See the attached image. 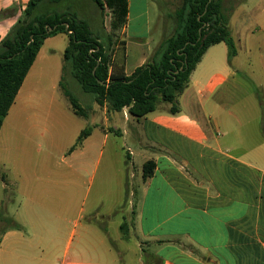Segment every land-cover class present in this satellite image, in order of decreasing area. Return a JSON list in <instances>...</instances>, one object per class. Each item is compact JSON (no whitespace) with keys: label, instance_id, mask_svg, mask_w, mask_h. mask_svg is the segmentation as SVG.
Listing matches in <instances>:
<instances>
[{"label":"crops","instance_id":"1","mask_svg":"<svg viewBox=\"0 0 264 264\" xmlns=\"http://www.w3.org/2000/svg\"><path fill=\"white\" fill-rule=\"evenodd\" d=\"M29 1L0 0V40ZM80 1L54 8L70 7L94 33L102 28L118 34L109 44L120 73L130 76L154 58L164 28L157 3L166 0H127L123 24L109 13L100 27L95 8L82 10ZM245 2L229 22L237 55L229 62L227 45L208 48L179 97L178 113L167 106L138 119L126 108L108 117L104 103L105 114L99 118L93 108L89 117L100 121L74 150L83 130L62 99L60 81L74 87L77 80L65 77L64 59L51 56L64 43L59 38L68 36L45 40L0 141L9 139L13 151V130L25 128L26 136H41L55 149L27 155L15 176L0 171V214L6 211L9 223L0 229V264H264V121L250 125L216 104L230 78L264 80V6ZM49 101L55 104L43 106ZM13 111L19 121L9 124ZM32 116L46 122L31 124ZM114 126L117 132L110 130ZM149 161L154 173L144 179Z\"/></svg>","mask_w":264,"mask_h":264},{"label":"trees","instance_id":"2","mask_svg":"<svg viewBox=\"0 0 264 264\" xmlns=\"http://www.w3.org/2000/svg\"><path fill=\"white\" fill-rule=\"evenodd\" d=\"M64 0H30L22 16L0 40V130L17 94L45 40L59 34L68 36L64 61L72 62V74L82 90L94 94L98 105L107 103L109 111L128 108L131 116L142 118L157 110L163 101L171 104L170 112H179L177 101L187 88L190 76L213 45L228 47L229 62L237 55L229 22L237 3L227 0H181L175 11L176 28L155 52L154 58L138 67L130 76L111 71L112 54L89 24L70 9L56 10ZM100 9L108 8L115 20L123 24L127 0H92ZM63 94L74 114L89 116L78 98L60 81ZM91 128L83 130L72 150L82 145ZM155 164H144L143 178L153 176ZM11 227L21 226L12 221ZM126 224L122 225L123 232Z\"/></svg>","mask_w":264,"mask_h":264},{"label":"rangeland","instance_id":"3","mask_svg":"<svg viewBox=\"0 0 264 264\" xmlns=\"http://www.w3.org/2000/svg\"><path fill=\"white\" fill-rule=\"evenodd\" d=\"M88 1V2H86ZM227 1H233L234 3L239 2L240 0H227ZM62 3V2H61ZM88 3V4H86ZM182 1L181 0H166L162 3H157L158 7L160 9V12L163 15V20H164V28L163 32H161V35L159 37V41H164L166 38L170 37L176 28V18L174 16L175 11L181 6ZM248 4V6H256V7H263L264 6V0H246L245 2ZM137 2L135 4V8H137ZM79 5L82 6V10L85 7L89 11L91 7L95 8V12L97 15H100L97 17L99 21L101 20V23L97 21V26L100 27L102 24L105 25V21L107 20V16L109 13H112L108 8L100 9L92 0H83L82 2H79ZM141 4H139L140 7ZM239 5V4H238ZM237 5V7H238ZM69 6V5H68ZM236 7V8H237ZM55 9V8H54ZM67 9H70L68 7ZM84 11V12H85ZM234 12V11H233ZM82 14V13H81ZM233 14V13H232ZM110 22V21H109ZM99 30L96 35L99 36L100 40L110 49V54L113 55L114 50H113V44H109L110 42H113L118 36V34L115 33H107L104 31L102 28H98ZM160 33V32H159ZM158 33V35H159ZM157 35V36H158ZM260 36L264 39V34L261 33ZM65 37V36H63ZM64 40L63 45H56L55 48V53H51V56H54L55 59H58L59 61H63L64 59V51L65 48L67 47L68 40L67 38H59ZM224 45V44H223ZM159 47V45H158ZM158 47L155 49L154 52L157 51ZM121 56V50L119 49L117 51V58ZM119 61V60H118ZM65 62V61H64ZM113 63V61H111ZM66 67L67 70L65 72V77L70 76L72 74V62L67 61L66 62ZM112 67L117 69V66L112 64ZM119 68V67H118ZM118 70V69H117ZM259 73H255V76H257ZM76 81V80H75ZM257 84H262L263 87L261 89H258L256 87ZM257 84L255 82L250 81L249 79H246L245 77H241L237 75L235 78H230L229 82L226 84L227 86L225 87L226 90H229L228 92H222L221 94H218L216 97L218 98L216 101V104L219 106L220 104H226V108L231 111V113L236 114L240 119L243 120V122H248L250 125H258L260 122L264 121V80H259L257 81ZM69 90L72 91V93L78 98V100L83 104L84 108L87 109L88 114L93 113V108H96L98 110V113L95 114L97 117L101 118V115H104V104L103 105H98L96 102V98L94 94H89L84 92L81 88H79V83L76 81L74 84V87L70 86L68 87ZM180 97V96H179ZM62 99L66 105H70L68 99L64 94H62ZM261 102L263 104H261ZM25 106L24 101L19 102V105ZM55 103L48 102L44 103V105H49L52 106ZM177 105L179 106V98L177 101ZM167 106L171 107V104L166 103V102H161L158 105L157 109H162L166 108ZM126 109V108H125ZM107 113L106 115L109 117V106L107 104ZM124 110V109H123ZM122 110V111H123ZM16 111V110H14ZM14 111L11 114V120H8V123L11 124L12 121L16 122L19 121V114ZM121 111V112H122ZM126 111V110H125ZM129 111V109H128ZM129 116L131 114L128 112ZM215 115H219L220 119L224 117L222 111L217 109L214 113ZM121 116V115H120ZM226 116L228 117L229 120V114L227 113ZM13 117V119H12ZM92 118V117H77L74 116V121L75 124L78 123V125L81 126L82 130H85L86 128H92L95 122H99L100 120L98 118ZM123 117V116H121ZM234 120V119H232ZM21 121H24L22 119ZM123 121V120H122ZM31 124L34 125H41L45 123L41 118L37 117H31L29 120ZM112 122V121H111ZM77 125V124H76ZM11 127V126H8ZM16 129L13 130V133L16 135V140L13 141V151L11 148L10 140H5V141H0V171L1 174L3 175L6 174L9 177L15 176L17 173H21V167H26V157L27 155H33L35 157H39L42 155H47L50 153H54L55 146L50 144L47 139L42 138L41 136H35V137H28L26 136L27 130L25 128H21L19 131ZM114 132H117L118 130L114 126V128H110V130H113ZM248 133L250 131H247ZM101 133V132H100ZM255 134V131H253ZM9 135V134H8ZM9 138V136H7ZM6 137V138H7ZM113 137V136H112ZM260 137V136H258ZM29 142V151L26 149V143ZM12 158L14 162L12 161ZM2 182L0 178V193L3 191L2 189ZM2 216L0 219L2 220V225H0V229L4 230L6 226L9 224L6 219L8 217L6 211H2L0 214Z\"/></svg>","mask_w":264,"mask_h":264}]
</instances>
